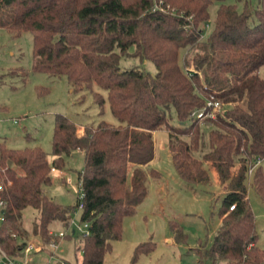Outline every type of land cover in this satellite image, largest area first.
Wrapping results in <instances>:
<instances>
[{"label":"trees","instance_id":"1","mask_svg":"<svg viewBox=\"0 0 264 264\" xmlns=\"http://www.w3.org/2000/svg\"><path fill=\"white\" fill-rule=\"evenodd\" d=\"M244 1L240 11L225 0H0V27L13 36L31 34L32 72L64 76L73 92L97 86L118 121L77 126L57 115L51 164L37 147L12 150L0 143L6 183L0 245L9 255L17 256L25 245V209L37 211L33 233L44 243L50 223L69 220L75 206L57 204L43 187L50 184L51 167L61 170L64 157L80 151L79 220L88 223V233L80 238V262L64 264H103L121 236L123 219L147 196L148 178H160L147 165L152 132L164 128L177 177L207 184L214 170L225 189L211 243L195 249L201 264L206 259L264 264L247 196L248 184L264 201V0L254 9ZM121 58L140 64L122 68ZM143 62H151L155 72L146 71ZM210 96L222 103V112L203 121L193 118ZM94 97L101 107L102 96ZM171 110L176 124L170 122ZM259 160L250 177L249 168ZM169 223L174 239L184 241L178 225ZM151 248L146 242L136 253Z\"/></svg>","mask_w":264,"mask_h":264},{"label":"rangeland","instance_id":"2","mask_svg":"<svg viewBox=\"0 0 264 264\" xmlns=\"http://www.w3.org/2000/svg\"><path fill=\"white\" fill-rule=\"evenodd\" d=\"M251 8H257L259 0H248ZM244 0H225L234 4L238 10L244 7ZM218 3L210 8L211 18L206 27L208 35ZM181 56V55H180ZM31 34L22 31L13 36L9 30L0 27V143L12 150L37 147L46 154L51 164V137L54 120L63 115L77 126L96 125L104 121L117 125L118 121L111 114L105 91L92 85L90 89L73 92L64 76L32 72ZM140 64L136 59L121 58L119 65L127 68ZM182 66V59L179 58ZM141 66L154 73L151 62ZM94 93L102 96L101 107L96 103ZM19 120V124L13 123ZM170 122L176 124L173 110ZM167 131L164 128L152 132L153 158L147 165L160 171V178H148V192L145 199L136 207L133 214L122 221L121 236L111 243L105 253L103 264H201L195 249L203 245L208 247L218 227L219 210L224 194L215 179L214 171H209L207 184L183 186L176 184V173L167 149ZM83 154L73 151L64 157V168L50 172V184L43 187V192L61 206L74 207L66 223L54 221L47 227L59 231L67 229L66 236L59 241L52 258L41 253L31 255V261L50 264L60 261L76 263L81 260L79 220L78 173L83 169ZM264 168V160L261 164ZM66 180L69 182H66ZM251 180V179H249ZM247 196L255 218L258 235L257 245L264 248V201L255 189L247 184ZM175 222L185 234L184 241H176L169 222ZM38 223L36 210L27 208L22 213L21 230L24 237L33 242L44 243L39 234L33 233ZM74 229L75 234L70 231ZM149 242L152 248L143 253H136L140 244ZM204 264H213L206 259Z\"/></svg>","mask_w":264,"mask_h":264},{"label":"built area","instance_id":"3","mask_svg":"<svg viewBox=\"0 0 264 264\" xmlns=\"http://www.w3.org/2000/svg\"><path fill=\"white\" fill-rule=\"evenodd\" d=\"M222 110H223L222 103L219 100H217L214 96H210L206 100V107L193 112L192 117L200 121H203L207 118H215L217 113L222 112ZM13 123L19 124V120H13ZM260 162H261L260 160L257 161L256 165L249 168L248 174L250 177L252 176L256 166L259 165ZM54 170L55 168L53 167L50 168V172ZM3 172H4V167L1 165V162H0V226L5 220V209H6V200L1 195L2 191L5 189V186H6V183L4 182V178H3ZM66 182H69V180L68 181L66 180ZM78 186H79V191H78L77 207L79 210H81L83 207V202H82L83 193H82L79 182H78ZM234 207L235 206L232 205L230 207V210H233ZM81 223H82V227L76 225V230L80 232V235L83 237L87 235L88 233V229H87L88 223L87 222H81ZM71 225H72V220L70 219V223L68 227L65 228L63 231L62 230H59V231L49 230L48 235H49L50 241L48 242L47 245H43V243L33 242V241L26 239L25 245L23 246L22 249L19 250V254L17 256L9 255L0 245V264H38V263L32 262L30 257L33 254L35 255V254H40V253H44L48 255L49 258H52L53 252L57 248V244L59 243L61 239H63L66 236L67 229ZM70 234L74 235L75 230L72 229L70 231ZM11 236L14 239L17 238L15 234H12ZM58 263L64 264L63 261H60ZM45 264H50L49 259L46 261Z\"/></svg>","mask_w":264,"mask_h":264},{"label":"crops","instance_id":"4","mask_svg":"<svg viewBox=\"0 0 264 264\" xmlns=\"http://www.w3.org/2000/svg\"><path fill=\"white\" fill-rule=\"evenodd\" d=\"M166 146V145H165ZM170 154V153H169ZM151 168H153V169H155L154 167H151ZM155 170H157V169H155ZM158 171V170H157ZM212 171H214V170H212ZM159 173H160V171H158ZM214 173H215V179H216V181H217V183H218V180H217V174H216V172L214 171ZM174 181H175V183L176 184H179V185H185V186H189V185H192V184H188V183H185V182H183V181H181L177 176H176V178H174ZM218 185H220L219 183H218ZM220 188H221V190H222V193L224 194L225 193V189H224V187L223 186H221L220 185ZM220 222H221V218H219V222H218V226H219V224H220ZM41 254V253H40ZM35 255H39V254H35Z\"/></svg>","mask_w":264,"mask_h":264},{"label":"water","instance_id":"5","mask_svg":"<svg viewBox=\"0 0 264 264\" xmlns=\"http://www.w3.org/2000/svg\"><path fill=\"white\" fill-rule=\"evenodd\" d=\"M7 166H10V162H7Z\"/></svg>","mask_w":264,"mask_h":264}]
</instances>
